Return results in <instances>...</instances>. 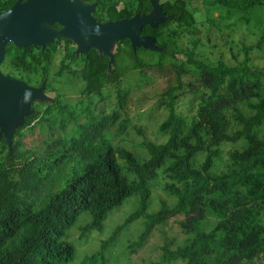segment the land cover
<instances>
[{"label": "trees", "instance_id": "obj_1", "mask_svg": "<svg viewBox=\"0 0 264 264\" xmlns=\"http://www.w3.org/2000/svg\"><path fill=\"white\" fill-rule=\"evenodd\" d=\"M193 1L166 0L161 9L167 19L142 31L155 39L157 50L133 52L128 40L118 41L111 66L94 49L76 57L56 54L52 45L5 47L1 67L7 75L35 78L33 85L27 82L35 88L45 83L44 92L55 94L51 101L32 103V114L15 129L10 146L0 136V264L73 263L76 248L67 238L78 219L89 217L80 227L81 239L102 232L108 214L131 198L133 211L80 264H107L120 232L137 221L142 229L130 245L141 250L172 219L187 239L180 245L162 241L157 264H264V68L251 65L249 49L234 64L197 52L200 31L197 9L189 8ZM197 1L217 28L230 19L263 27L264 0ZM84 2L96 3L93 16L101 23L152 11L149 0ZM8 6L0 2V12ZM214 9L217 18L210 14ZM261 34L258 45H264ZM57 56L59 65L52 72ZM166 65L175 75V87L158 101L167 112L158 127L166 141L153 143L138 131L143 137L139 146L147 154L140 157L109 137L116 127L124 134L130 124L122 116L130 93L122 87L123 78L137 71L142 79L146 69ZM52 76L83 84L80 92L88 95L83 121L78 122L65 95L54 90ZM194 85L197 109L186 119L178 113L180 95ZM106 86L116 89L110 113L91 108L90 102L103 99ZM35 129L40 145L26 147L24 130ZM159 175L171 202L162 200L158 210L149 211Z\"/></svg>", "mask_w": 264, "mask_h": 264}, {"label": "rangeland", "instance_id": "obj_2", "mask_svg": "<svg viewBox=\"0 0 264 264\" xmlns=\"http://www.w3.org/2000/svg\"><path fill=\"white\" fill-rule=\"evenodd\" d=\"M165 1L166 0H159V5H162ZM189 8L192 11L197 9L194 15L197 20L196 27L200 31L196 39L198 42L197 52L204 54L212 61L222 58L224 62L234 64L235 62H241L244 58V50L249 49L251 65L257 68H264V45H258V41L262 35L261 32H264V24L260 29L257 28L253 22L250 24H246L245 22L237 23L234 19H230L224 21L223 26L217 28L206 20L207 12L200 1L194 0L192 2V7ZM210 14L213 18H217L219 10L214 9ZM225 25L229 26V29L224 27ZM184 43L185 46L191 47L188 41L185 40ZM115 48L116 44L113 45L111 52ZM59 59L60 56L54 58L51 67L52 72L57 70ZM0 72L5 76H9L1 66ZM144 72L145 75L142 79H140V74L137 71L128 72L124 76L122 87L129 89L130 93L127 106L122 112V116L124 115V117L129 120L130 124L122 135L118 134L119 129L117 127L112 129L109 133V137H111L115 145L125 147L140 157H147V154L139 146V144L142 143L143 137L140 136L138 131H143L145 137L153 143L161 144L166 141V137L158 132V127L166 119L167 112L162 105L158 104V101L161 94L168 90L169 87H175V75L170 71L167 65L162 68L152 67L146 69ZM24 80L19 81L30 87H33L32 85L36 81L35 78ZM51 81L54 90L57 93H63L65 95V102L75 108L76 114L79 117L78 122L83 121V110L87 105L86 96H88L80 92L83 84L77 81H69L67 78H62L61 80L53 76L51 77ZM196 88L197 86L194 85L189 90L185 89L182 91L180 95L181 100L178 104V113L186 119L194 115L197 109V103L194 102L197 92ZM115 93L116 89L114 86H106L102 92L103 99L97 97L91 98V108H95L98 111L105 110L110 113L116 105ZM54 94L55 92L52 91L45 93L46 100L51 101ZM21 119L16 122L17 124L15 123L17 128L21 125ZM70 127L71 125H69V128ZM58 132L59 130L54 127L52 133L56 135ZM24 133L26 136L23 142L26 147H38L40 145L42 137L38 129L32 131L24 130ZM162 200L168 203L171 202L169 197L162 190V181L159 175L158 180L152 187L149 211L158 210ZM134 205L135 198H131L120 208L113 210L106 217L102 232H90L84 239H81L80 227L89 220V217L86 214L82 215L78 219L75 227L68 233L67 240L76 248L75 261L71 264H80L85 256L96 251L100 243L106 240L112 234L115 227L121 224L133 211ZM176 222V219H172L168 227L156 230L141 250H135L131 247L130 243L136 239V236L142 229V224L140 221L130 224L120 232L115 244L107 253V264L159 263V247L162 241L172 239L176 240L177 244L180 245L187 239V236L180 232Z\"/></svg>", "mask_w": 264, "mask_h": 264}, {"label": "water", "instance_id": "obj_3", "mask_svg": "<svg viewBox=\"0 0 264 264\" xmlns=\"http://www.w3.org/2000/svg\"><path fill=\"white\" fill-rule=\"evenodd\" d=\"M149 2L152 11L147 15L99 24L92 17L95 4L82 6L77 0L18 1L7 11L0 12V66L9 43L16 48L39 46L43 49L53 41L57 34L47 27L53 23L63 26V34L78 45L77 54L89 45L109 59V66L113 64V45L121 40H128L133 52L139 48L155 51V39L140 37V34L145 26L155 28L167 17L159 0ZM83 37L89 38L90 44H84ZM44 91L45 83L38 88L30 87L0 72V136L8 146L17 128L16 122L22 118V124L24 117L32 114L31 104L47 101Z\"/></svg>", "mask_w": 264, "mask_h": 264}, {"label": "flooded vegetation", "instance_id": "obj_4", "mask_svg": "<svg viewBox=\"0 0 264 264\" xmlns=\"http://www.w3.org/2000/svg\"><path fill=\"white\" fill-rule=\"evenodd\" d=\"M18 1H19L20 3H23V2H25L26 0H0L1 4H7V5H9V6H8V9H10L12 6H14L15 3H17ZM77 2H78L79 4H81L82 6H91V5H94V4H95V8H96V3H95V2H93V3H91V4H85L84 0H77ZM8 9H7V10H8ZM7 10H5V11H7ZM5 11H3V12H5ZM94 12H95V10H94ZM94 12L92 13V17H93V19L96 21V19H95L94 16H93ZM96 22H97V21H96ZM97 23H99V24H104V23H107V22H104V23L97 22ZM47 27H48V29H49L51 32H54V33H56L57 35H55L54 38H53V41H51V42H49L48 44H46L45 47L48 46V45H52V46H51V51L54 52V53H56V54H66V55H68V54H74L76 57H78L80 54H84V53H86L87 51H89L90 49H94V50H96V51L98 52V50H97L96 48H94V47H90V46L88 45L89 42H90V39H89V38H84V37H83V38H82V39H83V42H84V44L88 45V48H85L83 52L77 54L78 45H77L76 43H74V42L72 41V39H70L69 37H66V36L63 34V30H64L63 26L59 25L58 23H53L52 25L47 26ZM142 31H143V30H142ZM142 36L152 37V36H150V35L142 34V32H141L140 37H142ZM152 38H153V37H152ZM155 43H156V41H155ZM9 44H11V43H9ZM7 45H8V44H7ZM7 45H6V46H7ZM6 46H5V47H6ZM35 47H39V46H35ZM45 47H44V48H45ZM116 47H117V46H116ZM39 48H41V47H39ZM41 49H42V48H41ZM112 52H113V51H112ZM98 53H99V52H98ZM112 54H113V53H112ZM72 67L75 68L76 66H72Z\"/></svg>", "mask_w": 264, "mask_h": 264}]
</instances>
